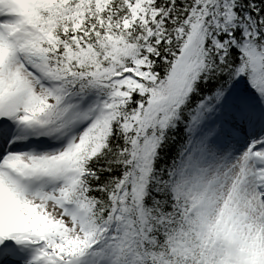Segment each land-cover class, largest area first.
I'll list each match as a JSON object with an SVG mask.
<instances>
[{"label": "snow or ice", "instance_id": "snow-or-ice-1", "mask_svg": "<svg viewBox=\"0 0 264 264\" xmlns=\"http://www.w3.org/2000/svg\"><path fill=\"white\" fill-rule=\"evenodd\" d=\"M0 264H264V0H0Z\"/></svg>", "mask_w": 264, "mask_h": 264}]
</instances>
